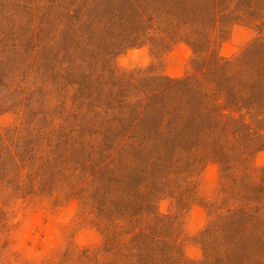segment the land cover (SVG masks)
<instances>
[{
    "label": "rangeland",
    "instance_id": "obj_1",
    "mask_svg": "<svg viewBox=\"0 0 264 264\" xmlns=\"http://www.w3.org/2000/svg\"><path fill=\"white\" fill-rule=\"evenodd\" d=\"M0 264H264V0H0Z\"/></svg>",
    "mask_w": 264,
    "mask_h": 264
}]
</instances>
